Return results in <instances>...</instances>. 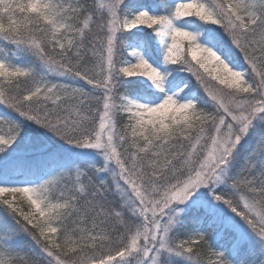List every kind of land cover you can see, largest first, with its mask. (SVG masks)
Returning <instances> with one entry per match:
<instances>
[{
	"label": "snow or ice",
	"instance_id": "snow-or-ice-1",
	"mask_svg": "<svg viewBox=\"0 0 264 264\" xmlns=\"http://www.w3.org/2000/svg\"><path fill=\"white\" fill-rule=\"evenodd\" d=\"M0 264H264V0H0Z\"/></svg>",
	"mask_w": 264,
	"mask_h": 264
}]
</instances>
